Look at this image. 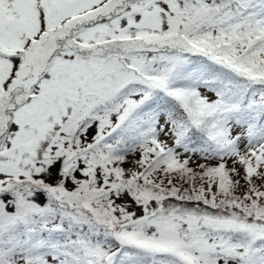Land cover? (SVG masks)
Masks as SVG:
<instances>
[{
    "label": "snow or ice",
    "instance_id": "snow-or-ice-1",
    "mask_svg": "<svg viewBox=\"0 0 264 264\" xmlns=\"http://www.w3.org/2000/svg\"><path fill=\"white\" fill-rule=\"evenodd\" d=\"M0 264H264V0H0Z\"/></svg>",
    "mask_w": 264,
    "mask_h": 264
}]
</instances>
